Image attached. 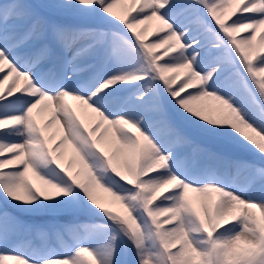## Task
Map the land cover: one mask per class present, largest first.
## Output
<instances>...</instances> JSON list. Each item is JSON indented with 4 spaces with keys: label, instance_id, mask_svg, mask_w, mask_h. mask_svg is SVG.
<instances>
[{
    "label": "snow or ice",
    "instance_id": "obj_1",
    "mask_svg": "<svg viewBox=\"0 0 264 264\" xmlns=\"http://www.w3.org/2000/svg\"><path fill=\"white\" fill-rule=\"evenodd\" d=\"M0 264H264V0H0Z\"/></svg>",
    "mask_w": 264,
    "mask_h": 264
},
{
    "label": "rangeland",
    "instance_id": "obj_2",
    "mask_svg": "<svg viewBox=\"0 0 264 264\" xmlns=\"http://www.w3.org/2000/svg\"><path fill=\"white\" fill-rule=\"evenodd\" d=\"M157 23H158V22L155 21V20L149 22V23H148V31H149V32H152V31L155 29ZM148 38L151 39L152 37L149 36ZM203 103L211 107V106H214L216 102H215L214 100H212L211 98H205V100L203 101ZM49 131H50V132H56V127L53 126V128L50 129ZM59 246H60V245H59ZM60 249H61V248H59V251H58L57 253L62 252V251H60ZM28 250H29V249H27L26 251H28ZM54 251H55V250H54ZM55 252H56V251H55ZM54 258H55V257H54Z\"/></svg>",
    "mask_w": 264,
    "mask_h": 264
},
{
    "label": "trees",
    "instance_id": "obj_3",
    "mask_svg": "<svg viewBox=\"0 0 264 264\" xmlns=\"http://www.w3.org/2000/svg\"><path fill=\"white\" fill-rule=\"evenodd\" d=\"M28 239H30V238H22L20 241H18V244H19V246L22 248V249H25V248H27V240ZM59 243H55L54 245H53V248H54V250L56 251V252H58L59 251V248H61L62 249V246L60 245ZM61 249H60V251H61Z\"/></svg>",
    "mask_w": 264,
    "mask_h": 264
}]
</instances>
